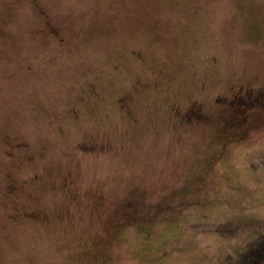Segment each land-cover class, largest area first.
<instances>
[{"label": "rangeland", "instance_id": "rangeland-1", "mask_svg": "<svg viewBox=\"0 0 264 264\" xmlns=\"http://www.w3.org/2000/svg\"><path fill=\"white\" fill-rule=\"evenodd\" d=\"M37 5L63 43L41 32ZM0 29V184L39 177L0 194V264L252 262L264 107L249 109L259 122L221 159L215 98L239 84L264 93V0H0ZM192 101L205 119L184 125L174 107ZM6 135L34 160L8 158ZM182 189L192 195L157 213ZM135 194L147 238L135 225L115 234Z\"/></svg>", "mask_w": 264, "mask_h": 264}, {"label": "flooded vegetation", "instance_id": "flooded-vegetation-1", "mask_svg": "<svg viewBox=\"0 0 264 264\" xmlns=\"http://www.w3.org/2000/svg\"><path fill=\"white\" fill-rule=\"evenodd\" d=\"M14 1L24 3L27 6L33 5L37 3V0H11L12 3ZM37 7H39L37 5ZM40 8V7H39ZM39 14L41 17V32L46 34L48 37L57 39L58 42L63 43L65 38L61 32V28H59L55 22V20L49 16L48 12L45 11L42 7L39 10ZM1 30V29H0ZM137 56L135 53H133ZM139 56V55H138ZM137 56V57H138ZM205 88V87H204ZM237 89V90H236ZM261 88L258 89L260 91ZM231 94L227 97L219 95L216 97L215 101L217 106L222 105L223 110L225 111V115L221 118L219 123V142L224 143L220 145L219 154L222 155L221 159H224L225 153L227 151L228 146L232 145L231 138L235 136V143L239 142L247 136L250 129L255 126L257 122H259L260 117L257 116L258 111H249L251 107H258L259 105H263L264 107V93L257 92L252 86L247 84H239L235 85L231 88ZM244 98V102L239 103L240 112H236L234 110V104L238 103L239 97ZM119 108L122 110L129 109L128 99L127 97H122L118 100ZM177 117L180 122L184 125H192V124H200L205 119V111L204 106L200 102L192 101L187 106V108L182 112L180 106L174 107ZM247 113H245V112ZM252 115V117H251ZM236 119H235V118ZM5 145L7 146V156L10 159L18 158L19 160H24L27 162L33 161L34 156L29 154L30 146L27 142L15 140L14 138H10L8 135L5 136ZM227 145V146H226ZM91 150H96V147L92 146ZM212 161H210L207 165L209 169L212 168ZM39 181V177H34L30 180L22 179L21 181L16 180L12 175L8 174L5 179L2 180L0 184V194H4L6 196H13L24 189V186L30 183H36ZM192 195V191L188 189H182L178 192L174 193V198L171 200L170 198H163L161 203L157 204V213H163L166 209H168L174 199L185 200ZM143 196L139 194L133 195L129 201L125 202L121 206V212L124 216L125 224L118 225L115 228V234L120 235L122 230L127 225H135L136 229H139L143 234V237L149 236V228L147 227V221L140 213L137 211L136 206L139 203V200ZM182 204H180V207ZM12 219H18L20 217L26 219H35L37 214L35 212H27V213H18L10 216Z\"/></svg>", "mask_w": 264, "mask_h": 264}, {"label": "trees", "instance_id": "trees-1", "mask_svg": "<svg viewBox=\"0 0 264 264\" xmlns=\"http://www.w3.org/2000/svg\"><path fill=\"white\" fill-rule=\"evenodd\" d=\"M253 247V252L248 255L251 256L252 262L250 264H264V237L258 239Z\"/></svg>", "mask_w": 264, "mask_h": 264}]
</instances>
